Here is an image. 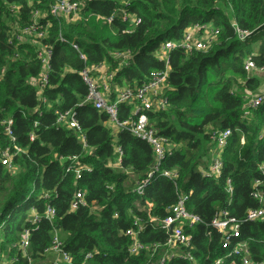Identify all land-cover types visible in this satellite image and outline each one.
Segmentation results:
<instances>
[{
	"label": "trees",
	"instance_id": "trees-1",
	"mask_svg": "<svg viewBox=\"0 0 264 264\" xmlns=\"http://www.w3.org/2000/svg\"><path fill=\"white\" fill-rule=\"evenodd\" d=\"M52 4L0 0V149L12 146L3 127L11 119L16 145L25 152L14 160L16 174L0 165V264H53L54 255L45 250L56 233L74 264H82L89 253L93 257L85 264H154L163 251L158 249L151 259L154 246L165 245L170 236L163 222L181 194L187 197V210L202 220L188 231L198 264H215L220 258L223 264H242L241 255L222 249V236L211 226L223 209L241 221V236L235 241L246 243L252 260L264 264V222L245 218L261 206L252 194L254 181L264 182L259 168L264 157V103L244 117L245 92L257 93L261 87L260 75L248 73L245 64L264 67V0H91L80 22L52 16ZM36 12L41 25L51 24L46 42L53 46V57L45 104L31 85L41 74L35 48L28 41L9 42L10 31L32 25ZM124 14L135 18V26L123 21ZM108 18H113V36L101 22ZM208 24L219 31L216 43L207 52L171 51L166 109L146 113L170 148L160 171H176L177 178L155 173L137 194L134 189L156 165L154 151L126 130L114 134L109 115L86 102L88 87L81 72L106 62L116 73V86L134 89L153 72L166 69L157 57L163 43H178L191 28ZM239 31L248 34L243 41ZM125 51L132 55L120 66L123 59L117 54ZM67 111L75 113L85 144L73 130L57 125V113ZM133 112L131 106L120 105L118 122L134 117ZM226 129L232 137L222 173L205 177L199 167L208 168L210 136ZM116 146L123 151L121 161ZM69 157L90 168L81 180L68 172ZM78 191L85 194L84 205L72 211ZM48 206L55 212L53 219L47 217ZM136 220L142 222L139 240L149 249L131 256L126 232L137 229ZM26 229L30 243L23 254L17 247ZM168 264L192 263L175 258Z\"/></svg>",
	"mask_w": 264,
	"mask_h": 264
},
{
	"label": "built area",
	"instance_id": "built-area-1",
	"mask_svg": "<svg viewBox=\"0 0 264 264\" xmlns=\"http://www.w3.org/2000/svg\"><path fill=\"white\" fill-rule=\"evenodd\" d=\"M52 1V16L65 18L66 20L71 19L75 22L80 20L83 9L91 0ZM12 12L16 15L19 14V10L15 6H12ZM39 17L40 14L36 12L33 15L34 23L32 25L25 28L16 27L12 29L9 33V42L11 44L19 45V43L28 41L35 48L37 60L41 65V74L38 79L31 81V85L37 91L38 101L45 104L46 99L44 97V91L49 85L53 46L46 42L49 39V28L51 27V24L46 23L45 25H41L37 21ZM121 18L123 21L130 22V24L134 26L136 24V20L132 15L124 14ZM101 21L111 24L113 18L101 19ZM239 34L242 41L248 35L247 33L240 31ZM218 37L219 31L215 29L212 24H208L204 27L191 28L185 37L178 43L171 41L163 43L157 51V57L159 60L166 63V69L164 71L153 72L150 75L148 82L134 89L126 86L123 88L116 86V73L106 62L93 65L81 72L82 79L88 87L86 102L92 104L95 109L106 112L109 115V123L114 134H116L119 129L126 130L135 137L148 143L154 151L156 165L149 174L148 179L142 183H138L134 189L135 193L142 194L144 192V189L149 184V179L152 178V175L161 172L160 165L166 155L170 152L168 141L164 136L159 135L158 131L150 125L149 118L146 115L147 112L152 110L156 111L166 109L167 100L164 96L167 88L169 73V53L176 49H181L187 54H191L195 51L207 52L216 43ZM63 41L66 42L65 39ZM72 47L78 51L80 59L85 61L86 55L81 53L78 45L74 43L72 44ZM131 55L132 54L129 51L117 54L118 57L123 59L120 66L127 65V59L130 58ZM245 70L248 73L255 72L258 75H264V67L257 68L252 61L246 62ZM261 89L262 86L257 93H251L250 91L245 92V118H249L251 112L258 109L264 103V90ZM122 104L131 106L132 109H134V117L120 123L118 122L119 107ZM57 125L73 130L79 136V139L85 144V136L82 134V129L80 128L73 111L57 113ZM12 126L13 121L11 119H7L3 122L4 131L10 138L12 146L0 149V165L5 167L11 174H16L18 169L14 165V160L17 156L24 154L25 152L16 145ZM231 137L232 131L230 129L215 130L211 134L210 143L213 148L211 150V158L208 160V170H205L204 166L200 169L201 173H203L205 177L217 178L221 175L224 166L225 149L230 145ZM114 142L117 143V140ZM244 143L245 140L242 138L241 144L243 145ZM116 153L119 155V161H121L123 151L118 146H116ZM68 163H70L68 172H72L77 180H81L83 178V172H90V168H84L80 164V160L77 157H69ZM259 168L260 171L264 173V157ZM161 174L168 178H177L176 171L164 170ZM262 186H264L263 181H254L253 183L254 192L252 197L254 200L258 201L261 206L258 209H251L247 212L245 218L248 222H264V193L261 191ZM226 189L227 193L230 197H232L234 194V188L231 179L227 180ZM84 195L85 194L82 191H78L75 194L74 201L71 205L72 211H75L79 208V206L84 205ZM186 204L187 197L181 194L176 205L172 207L170 215L164 220V228L169 230L170 226L174 225V227L165 245L160 246L156 244L154 246L151 259L153 258L155 252L157 253L158 249H163L162 254L157 258L154 264H168L175 258L190 261L192 264H198L192 256V236L188 233V231L193 230L202 222V220L198 215L191 214L187 210ZM46 214L49 219H53L55 212L50 206H48ZM117 217L118 215L114 214V218ZM34 219L35 223L37 220L35 215ZM211 226L217 230L219 234H221L223 250H229L232 254L241 255L242 264H261L252 260L250 257L249 247L246 243L235 241L241 236V221L231 216L228 210H220L216 217L212 220ZM135 227H137V229H131L126 232V236L131 239V244L128 248V252L131 256H139L149 249L147 245L143 244L139 240V234L142 230V222L140 220H136ZM29 243L30 231L26 229L23 231L21 241L17 247L19 252L25 254L29 247ZM45 254L54 255L53 264H74L72 255L63 250L62 243L57 233L53 238L51 246L45 250ZM92 257L93 253L87 254L82 264H85ZM2 259L3 256L0 255V260ZM15 262H17V260H15ZM223 263L222 258L216 260L215 262V264Z\"/></svg>",
	"mask_w": 264,
	"mask_h": 264
},
{
	"label": "rangeland",
	"instance_id": "rangeland-1",
	"mask_svg": "<svg viewBox=\"0 0 264 264\" xmlns=\"http://www.w3.org/2000/svg\"><path fill=\"white\" fill-rule=\"evenodd\" d=\"M70 21V20H69ZM82 21V17L80 18V20H78L77 22H80ZM102 22V21H101ZM104 25L107 26V34L109 36H113L114 34V29H112V26L111 24H107L106 22H103ZM258 79H260L261 81V86H262V89L261 90H264V75H260L259 77H257ZM202 168V166L199 167V170ZM1 255V254H0Z\"/></svg>",
	"mask_w": 264,
	"mask_h": 264
},
{
	"label": "water",
	"instance_id": "water-1",
	"mask_svg": "<svg viewBox=\"0 0 264 264\" xmlns=\"http://www.w3.org/2000/svg\"><path fill=\"white\" fill-rule=\"evenodd\" d=\"M173 227H174V225L170 226V228H169V232H170V233L172 232Z\"/></svg>",
	"mask_w": 264,
	"mask_h": 264
}]
</instances>
